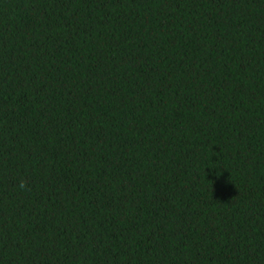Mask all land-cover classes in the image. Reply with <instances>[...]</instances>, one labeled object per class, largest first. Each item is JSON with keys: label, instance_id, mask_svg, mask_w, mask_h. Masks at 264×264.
Listing matches in <instances>:
<instances>
[{"label": "trees", "instance_id": "obj_1", "mask_svg": "<svg viewBox=\"0 0 264 264\" xmlns=\"http://www.w3.org/2000/svg\"><path fill=\"white\" fill-rule=\"evenodd\" d=\"M0 264H264V0H0Z\"/></svg>", "mask_w": 264, "mask_h": 264}]
</instances>
